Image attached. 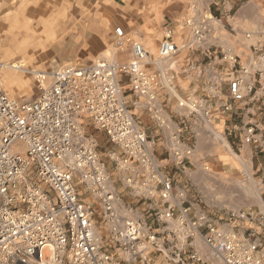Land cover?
<instances>
[{"label": "built area", "instance_id": "2783aa9c", "mask_svg": "<svg viewBox=\"0 0 264 264\" xmlns=\"http://www.w3.org/2000/svg\"><path fill=\"white\" fill-rule=\"evenodd\" d=\"M218 22L211 12L189 14L181 23L189 32L183 41L172 28H165L157 59L179 47L204 49ZM113 33L120 49L130 46L128 60L100 59L34 71L38 93L31 100L10 96L0 83V264H122L116 254H123L127 264H149L148 252L161 251L164 241L173 247L168 264L198 263L200 254L192 246L184 251L182 243L192 245L191 238L201 230L210 254L224 264H264L260 241L237 231L224 233L204 209L186 203L184 191L174 189L172 179L160 171L152 152L155 139L134 110L140 109L156 127L163 125L159 90L165 76L149 68L153 60L135 41L137 31L115 26ZM259 36L251 46L257 60L264 58V20ZM218 55L221 69L205 80L198 93L175 97L194 122L192 129L185 116L180 118V132L196 131L200 120L224 123L235 102L248 104L262 122L244 127L240 142L255 154H264V67L253 59L244 62L230 49ZM224 63L238 70L225 72ZM248 74L253 79L246 80ZM235 127L230 122L224 129ZM92 130L115 149L102 153ZM179 147L176 137L171 158L177 166L190 153V148ZM106 157L117 173L115 179ZM115 181L134 196L155 200L147 206L148 222L129 215L131 207L128 213L118 210ZM83 193L93 199L86 202ZM94 202L108 230L105 235L94 231ZM246 215L251 218L253 213ZM171 220L178 229L175 243L168 240L171 230L160 236L159 227H153ZM176 242L180 243L175 246ZM112 243L117 244L114 252L105 248Z\"/></svg>", "mask_w": 264, "mask_h": 264}, {"label": "rangeland", "instance_id": "374dc122", "mask_svg": "<svg viewBox=\"0 0 264 264\" xmlns=\"http://www.w3.org/2000/svg\"><path fill=\"white\" fill-rule=\"evenodd\" d=\"M223 1L220 0L216 5L214 3L198 5L195 7L197 10L193 9L191 12L189 10V14L211 11L218 17L221 15L231 17L236 9V3L239 4L246 0H231L229 2L231 6H224ZM34 2L36 0H0V83L10 96L20 100H31L37 95L38 85L34 78V71H50L66 63L90 64L100 59L109 61L124 59L127 45L125 44L122 49L117 46L111 34L115 27L114 23L117 22L110 21L113 17L118 19L121 16L122 7L103 3L102 0L76 1L55 7L47 16H39ZM16 26H21L22 30H17ZM59 26L63 29L62 35L52 36L53 30ZM225 26L227 28L222 27V29L227 38L222 37L224 39L221 40L228 45L237 43V39L227 36L230 33L234 35V31L230 30V24L226 22ZM68 30L71 32L66 35L65 32ZM26 34L30 36L31 41L29 37L27 39L25 36L22 37ZM157 38L159 39L160 36L156 35V40L147 37V40L143 41L134 36L135 40L144 42L151 57L156 54ZM247 39L248 42L257 43L260 36ZM51 44L59 46L58 51L49 52L47 48ZM236 54L244 62L249 63L253 59L259 66L264 67V58L257 60L258 53L252 54L250 49L242 51L240 47H237ZM19 61L22 62L25 70L11 67L13 63ZM223 69L225 72L237 71L238 66L231 68L224 63ZM250 79H253V74L246 76V80ZM27 89L31 90L29 94L25 91ZM167 108L170 109L171 106L167 105ZM221 116L224 115L221 114ZM230 122L236 127L230 130L224 129V126ZM261 122L260 116L251 112L250 105L235 102L233 113L226 118L224 123L217 124V121L209 123L206 120H200L195 125L196 131L180 132L182 134L179 136V144L184 146L179 147L180 150L190 148V153L183 159L181 165L177 166L173 160H169L168 149L159 148L157 150L159 155L156 160L162 173L173 179L172 183L175 184L176 189L184 191L186 203L204 209L224 233L232 232L230 226L232 223L247 226L251 220L250 216L246 215L247 212H254L257 209L264 212V154H255L247 145H245L247 148L243 149L240 142V134L244 127L251 123ZM173 126L174 124L170 122L168 125L170 131ZM92 134L97 135L102 153L115 149L98 131L92 130ZM261 136L264 139V132ZM106 160L108 161L106 167L115 179L117 173L114 172V167L107 157ZM113 187L114 191L120 193L118 210L121 213H128L131 207L132 212H129V215L148 222L147 206H153L155 200L134 196L130 188H123L116 181ZM83 194L82 198L86 202L93 199L89 194ZM93 205L96 207L94 231L98 235H105L108 230L102 221L99 205L97 202ZM241 214H244L245 218H240ZM252 216L255 224L264 229V226L259 224L260 220L264 221V214ZM165 225L167 224L161 223L153 227L158 228ZM240 230L243 231L242 228ZM158 232L160 236L164 233L160 230ZM171 245L164 241L161 251L148 250L151 261L153 260L154 264H168L167 257L172 255L173 249ZM116 247L117 244L112 243L106 245L105 248L114 252ZM195 250L200 254L201 261L193 263L186 260L188 264H224L220 258L210 254V249L204 241L200 242ZM123 256V254H116V260L127 264V258Z\"/></svg>", "mask_w": 264, "mask_h": 264}, {"label": "crops", "instance_id": "0c3cea01", "mask_svg": "<svg viewBox=\"0 0 264 264\" xmlns=\"http://www.w3.org/2000/svg\"><path fill=\"white\" fill-rule=\"evenodd\" d=\"M90 2L95 0H36L34 2L37 13L41 15H49L55 7L64 5L66 3L73 2ZM103 3H108L110 5H118L122 7L121 16L116 18H111L110 21L117 22L114 23L115 26H122L126 32L137 31L139 34H136L135 37L146 41L147 37L153 40H156V35H159L161 38L162 32L165 28H172L175 32V36L179 40L183 41L189 36V32L182 28L181 23L183 19L189 15V10H197L195 7L198 5H209L214 3L215 5L220 2V0H102ZM231 0H224L222 4L224 6L230 5ZM234 2V1H233ZM231 6V5H230ZM264 0H246L242 3H236V9L233 16L221 15L218 17V25L213 28L208 37V43L206 47L202 50H188L182 47H179L175 53L172 55L163 58L157 59L155 56L148 55L152 61L150 69L161 72L165 78L163 80V87L159 90V99L164 105L163 125L158 128L154 123L142 113L140 109H135L144 129L147 134L155 139V144L152 147V152L155 159H158L159 153L157 150L160 148L168 149L170 152L169 160L172 156V145L174 139L181 136L180 133V124L179 120L182 117H186L189 121L190 127L194 128L193 120L187 116V112L177 105L175 97L185 95L191 92H199L205 83V80L216 73L221 69V61L219 60V53L221 50L230 49L236 53L237 47H240L243 50H249L251 52V46L255 42H248L249 37H259L263 25L264 18ZM228 22L231 26V31H234L232 36L228 34L230 38L233 37L237 39V43L228 45L225 41H222V37H226L224 29L225 24ZM227 28V27H226ZM111 34L114 33L113 29ZM155 35V36H154ZM160 38L157 40L159 42ZM222 39V40H221ZM137 41V40H135ZM140 42V41H138ZM143 44L145 49L148 52L147 47ZM158 46V44H157ZM126 55L122 61L129 59V45L125 46ZM157 51V50H156ZM217 51V54L215 52ZM249 52V51H248ZM242 59V58H241ZM117 61V60H116ZM226 88V87H225ZM175 101V102H172ZM167 105H170L171 108L168 109ZM166 107V108H165ZM172 111V112H171ZM171 123L174 124L171 131L168 128V125ZM182 132V131H181ZM171 141V142H169ZM183 147V145H180ZM242 148L246 149L247 147L242 144ZM156 150V151H155ZM162 172V170L160 169ZM173 180V179H172ZM176 189L175 184L173 185ZM255 214H264L261 209L252 212ZM191 215V214H190ZM248 225L243 227L238 223H232L231 230L237 231L238 233H244L245 235H250L253 239L261 242L260 252L264 254V233L259 226L255 224V219L252 216L251 220L247 223ZM259 224L264 226V221L260 220ZM240 226V228H239ZM243 229L241 232L240 229ZM171 230L173 232L172 236L168 239L172 243H175L174 237H177L176 231L177 224L174 220H171L166 226L159 227V230ZM176 232V233H175ZM205 231L201 230L200 234L202 235ZM200 234L194 235L191 238V244H183V249L186 248L187 252L191 250V246L195 249L200 245V242H203V238ZM180 243L176 242L175 246ZM184 249V251H186ZM153 258V257H152ZM154 264L153 260L151 261ZM150 264V263H149Z\"/></svg>", "mask_w": 264, "mask_h": 264}, {"label": "bare ground", "instance_id": "6f19581e", "mask_svg": "<svg viewBox=\"0 0 264 264\" xmlns=\"http://www.w3.org/2000/svg\"><path fill=\"white\" fill-rule=\"evenodd\" d=\"M12 20V19H11ZM15 22V21H14ZM13 23V22H12ZM19 23V22H18ZM21 23V22H20ZM14 24V23H13ZM16 24V23H15ZM16 28H17V30L18 29H20V30H22L21 28V26H16ZM26 30V29H25ZM62 32H63V29L61 28V26H59V27H56L55 28V30H53V34H52V36L54 35L55 37L57 36V35H62ZM69 32H71V31H67V32H65V34L66 35H68V33ZM43 34V33H42ZM45 35V34H44ZM25 36V38L27 39L28 37V39L31 41L32 39H30V36L29 35H23L22 37H24ZM53 38V37H52ZM42 39V38H41ZM34 40V39H33ZM50 40H52V39H50ZM18 41V40H17ZM32 44V43H31ZM23 45V44H22ZM32 47V46H31ZM59 46H57V45H54V44H51V45H49V47L47 48V50L49 51V52H53V53H55L56 51H58L57 50V48H58ZM33 48V47H32ZM23 49V48H22ZM25 52V51H24ZM11 67H14V68H20V69H22V70H25V68H23L22 67V62L21 61H19V62H16L15 64L13 63L12 65H11ZM26 91V93H30L31 92V90L30 89H27V90H25ZM220 140H221V138H220ZM224 143V142H223ZM225 144V143H224ZM227 144V143H226Z\"/></svg>", "mask_w": 264, "mask_h": 264}]
</instances>
